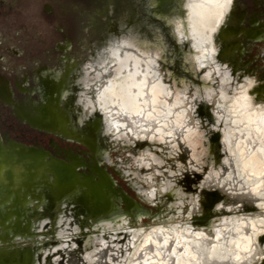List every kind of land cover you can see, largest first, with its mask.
I'll list each match as a JSON object with an SVG mask.
<instances>
[{
  "label": "rangeland",
  "instance_id": "rangeland-1",
  "mask_svg": "<svg viewBox=\"0 0 264 264\" xmlns=\"http://www.w3.org/2000/svg\"><path fill=\"white\" fill-rule=\"evenodd\" d=\"M204 1H191L195 6L192 13L188 7L190 0H97L96 4L81 9L83 29L79 41L93 45L95 50H100V56L110 39L128 36L158 54L154 53L152 57L160 83L171 91L176 89L182 93L180 106L167 121H162L169 125L164 133L172 131L173 135H165L161 141L154 129L162 124L145 121L144 115L129 119L113 112L117 122L127 125L116 133L122 135V139L114 140L111 135H104L105 113L100 109L99 139L92 147L107 180H99L100 185L87 180L88 187L78 197L67 190L48 186L39 177L21 178L14 187H5L0 196V250L8 252H0L6 257L0 258V264H25V251H29L32 264H88L84 259L86 255L91 256L94 264H259L257 253H264V223H261L264 208L259 207L264 204L263 193L253 190V181L233 162L226 167L223 165V159L230 155L224 151L223 135L231 123L221 120L217 124L213 110L219 96L215 95L209 104L203 95L206 88L217 89L221 77L216 75L213 65L202 69L194 67L190 63L194 56L192 38L181 42L175 31L178 20L183 32L189 33V16H198L201 9L198 6ZM243 48L236 64L215 57L220 65L226 64L231 69L232 80L226 91L230 99L249 92L257 105H264L257 101L255 89L264 81V53L262 60L252 65L246 62V57H250L252 63L253 47L245 44ZM261 48L264 52V45ZM108 60L104 66L100 65V89L108 79L107 67L109 73L110 67H114V58ZM209 71L212 74L206 84L204 77ZM116 76L114 74V79ZM245 78L254 79L251 88ZM152 82L149 77V85ZM197 90L199 98L193 100ZM137 91L133 89V93ZM144 91L143 99L146 100L149 89ZM113 92L117 97L120 95L118 88ZM167 104L169 107L174 105L173 96L167 98ZM159 109L163 111L161 106ZM180 111L183 113L181 122L175 123L174 117ZM194 119H200V127L195 134H189L186 129L192 126ZM132 120L144 122L145 127L151 124L153 131L134 129L144 137L138 140L129 131L134 128ZM185 136H188L187 140L183 138ZM191 137L195 138V143L189 141ZM236 142L233 139L232 145ZM173 143L177 146L175 155L172 154ZM102 150L111 153L115 166L100 162ZM202 151H205L203 156L200 155ZM144 152L158 163L145 157L144 163L148 167L136 165V159ZM251 166L258 173L261 171L260 167ZM213 170L216 175H212ZM230 171L232 178L226 179ZM177 172L180 174L172 175ZM142 177H151V180L145 181ZM73 178L68 169L57 167L54 186ZM165 182L172 187L161 194L158 189ZM201 184L205 187L201 188ZM152 188H157V193L152 202L147 203L138 192ZM206 208L211 212L209 216L205 214L207 217L204 215ZM189 212L192 213L190 219ZM201 215L205 217L199 219ZM244 217L246 219H242ZM178 223L181 229L188 224L193 231L173 233L171 228ZM160 228L165 231L153 232ZM201 229L205 234L199 237L195 232ZM60 233L68 239H60ZM165 235L168 236L166 245ZM143 243L150 252L147 262L141 257Z\"/></svg>",
  "mask_w": 264,
  "mask_h": 264
},
{
  "label": "flooded vegetation",
  "instance_id": "flooded-vegetation-1",
  "mask_svg": "<svg viewBox=\"0 0 264 264\" xmlns=\"http://www.w3.org/2000/svg\"><path fill=\"white\" fill-rule=\"evenodd\" d=\"M96 2L0 0L1 139L8 147H26L38 158L45 169L39 178L50 187H57L51 171L68 169L74 178L66 181L71 182L67 191L77 197L86 190L81 185L87 180H107L92 147L101 124L100 50L79 41L81 9ZM214 41L216 57L223 61L236 64L245 44L254 51L252 63L246 57L247 63L262 60L264 0H232ZM87 63L94 67L86 71ZM255 89L264 90V81ZM81 94H86L85 103L92 102L90 115L78 103ZM81 116L88 117L82 126ZM210 213L206 208L204 215Z\"/></svg>",
  "mask_w": 264,
  "mask_h": 264
},
{
  "label": "clouds",
  "instance_id": "clouds-1",
  "mask_svg": "<svg viewBox=\"0 0 264 264\" xmlns=\"http://www.w3.org/2000/svg\"><path fill=\"white\" fill-rule=\"evenodd\" d=\"M232 4V0H224V3L222 4L223 11L220 13L216 20V26L211 29L212 32H215L219 25L223 22L224 16L227 14L228 10L230 9V6ZM176 28L175 31L177 35L180 38V41L183 42L184 40L188 39L184 35V32L181 28L180 21H175ZM193 38H195V31H193ZM207 45V47H205ZM131 38L128 37H122L120 39L112 38L108 42V46L103 49V53L110 54L112 58H114L115 62L120 64V68L117 69V76L115 79L108 81V86L104 88L103 92L99 94L98 96V102L100 104V109L105 113V131L104 135H111L114 140H121L122 135H117L116 133L121 128L127 127L126 124L119 123L113 118V112L109 110V108L106 106L105 97L107 94L112 93L113 89L118 88L120 90V95L117 97L118 100L121 101L119 104V110L115 112L116 116H127L129 119L131 117L136 116L139 117L141 115H145V121L154 120L157 124H162V127L167 128L169 125L167 123H162V121H167L168 117L172 115V107H176L177 105H172L169 107L166 101L160 100L158 101L157 97L163 96L168 97L171 96L172 93L167 91L166 88L161 85L160 83V77L159 73L155 70V58L144 61L145 67L142 70L141 69V63L142 61L140 59H137L131 53H126L123 60L119 58L118 53L131 48ZM193 48L197 49V51H200L202 53H206L207 60L210 64L214 66V71L217 76H222L221 84H228L232 80L231 75V69L228 68V66L220 65L215 57L218 53V49L213 46L212 38L211 36L204 37L200 40H197L196 43L192 45ZM198 61H200V67H204L203 59L204 57H198ZM129 61L132 62L131 69H129ZM85 70H91L94 65L92 63H87L85 66ZM121 73H127L126 75H121ZM59 75V73H57ZM140 77L139 80L137 78ZM151 78L153 81L150 85L148 83V78ZM246 83L248 85V88H251L254 84V79L245 78ZM85 87H88L87 84H85ZM145 88L149 89V99L145 100L143 99L145 96ZM133 89H138L137 92L133 93ZM69 93H64V98L66 99ZM212 93L209 92L204 99L207 100L209 104L212 103ZM138 98L140 99V103L137 102ZM199 98V90L192 96L193 100H196ZM87 98L81 94V99L78 101V103H81L84 105V108L89 112V115L92 111L95 109L92 108V102L90 100L85 103V100ZM221 100L226 99V97L221 94L220 96ZM240 99L244 101H248L249 103L247 105H242L241 108H237L236 104H232L230 107L226 108L223 103H217L215 105V110H213V116L216 117V123L219 124L221 120L225 121L226 124L230 122L232 125H243V127H239L237 130L246 137L247 140L251 141L253 144L259 141V146L256 147L255 151H252L251 147L245 148V140L239 139L238 137H233V132L231 129L226 128V134L224 137L223 143L226 145L224 151L228 152L230 155L228 157H225L222 161L223 165L227 166L230 164V161L233 162L237 169L241 168V165H243V169L247 170L253 160L256 158L257 154H260V165H261V171L260 175L264 176V105H258L255 108L251 105V99L247 95H242ZM107 103H112L111 99L107 101ZM160 104L163 111H157L156 107H154L157 104ZM141 104H143V108H141ZM153 106L151 108V111H148V107ZM242 108H251V114H247L246 112L242 111ZM223 110L224 114H221V111ZM192 111H195V107H192ZM153 113H156L154 116ZM183 113H181V116ZM233 117H236L235 119ZM162 118V119H161ZM88 119L87 116H81L78 120V123L83 125L84 121ZM205 122L207 120L205 119ZM187 123V121H185ZM200 119H194L192 121V126L188 127L186 131L189 134H195V130L199 129L200 127ZM132 124L134 125V128H129V131L133 133V135L137 136L138 139H143L144 137L140 135V133L136 132L134 129H140L141 132H152L153 126L151 124L148 125V127H145L144 122H140L137 120H132ZM183 127V125H181ZM154 131L156 133H159L161 131L160 128H155ZM171 137L173 135L172 131H167L166 133H162L158 139L163 141L164 136ZM203 136V133L200 134ZM185 140L188 139V136L184 137ZM230 139H237L238 142L233 146L230 144ZM128 143H131V141H128ZM171 147L173 149V155H175V149L176 144H171ZM245 150L250 153L249 159L245 160ZM201 156L205 155V152L202 151L200 153ZM101 156V163L107 164L109 167L115 166L114 160L112 158V155L109 151L102 150L100 153ZM145 157H149L152 159L153 163H158V161L155 160L154 157H150V154L147 152H144L140 157L136 159V165H143L144 167H148L149 165L144 163ZM195 159V157H194ZM200 161L197 160V163ZM180 173H173L172 175H179ZM124 175L127 176V172H124ZM212 175H216L215 172L212 173ZM232 178V172L230 171L226 177V179ZM243 178V177H242ZM145 181H150L151 177H142ZM172 185L170 183H162L159 187V192L161 194L166 193L170 190ZM201 188L205 187V185L201 184ZM157 193V188H152L150 191L146 192H138V195L145 198V201L147 203H151L152 200L155 198V195ZM195 200V198H194ZM219 207H223V205H219ZM259 207L264 208V204H260ZM229 211H232V208L228 209ZM192 213H188V217L190 219ZM246 219V217L242 218ZM47 221H45L46 223ZM261 223H264V221H261ZM177 230H182L186 233H191L193 230L190 225L185 224L183 228L181 229V225L175 224L171 231L173 233H176ZM165 230L160 229H153V232L156 233H162ZM238 231V229H237ZM202 232L196 233L197 236L202 235ZM60 239H68V237L64 233L59 234ZM219 238V237H217ZM168 243V236L165 235L164 238V244L166 245ZM227 259V257H224ZM239 259V257H236ZM85 261L88 262V264H94V261L92 260L90 255H86L84 257ZM195 259V257H193Z\"/></svg>",
  "mask_w": 264,
  "mask_h": 264
},
{
  "label": "bare ground",
  "instance_id": "bare-ground-1",
  "mask_svg": "<svg viewBox=\"0 0 264 264\" xmlns=\"http://www.w3.org/2000/svg\"><path fill=\"white\" fill-rule=\"evenodd\" d=\"M224 3V0H205L202 4H200L198 7H200V11H199V15L198 16H193V15H190L189 16V25H188V29H190L189 33H186L184 32V35L186 37H191L192 38V42L193 44L197 42V40H200L204 37H207V36H211L212 38V43H213V46H215V41H214V38H215V32H212L211 29L213 27L216 26V20L218 18V16L220 15V13L223 11V8H222V4ZM188 7L191 9V13L193 12V10H195V6L194 4L190 1V4L188 5ZM220 10V11H219ZM219 14V15H218ZM132 22V21H131ZM221 25V24H220ZM219 25V27H220ZM186 26V25H185ZM219 27L217 29H219ZM223 27V26H222ZM176 28V27H175ZM193 31H195V38H193ZM221 38V36H220ZM178 39L180 40L179 36H178ZM187 40V39H186ZM184 40V41H186ZM189 42V41H188ZM191 42V41H190ZM223 42V41H222ZM131 44H132V47L131 48H128V49H125L121 52L118 53L119 55V58L121 60H123L124 56L126 53H131V55H133L134 57H136L137 59H140L142 61L141 63V69L143 70L144 67L146 66L144 64V58L146 59L145 61L147 60H150L152 59L153 57V54H157L153 49H150V47L148 46H143L141 44H138L136 43L135 41H133V39H131ZM205 47H207V45H205ZM194 49V56H192L191 60H190V63H192V65L196 68H199V69H202V67H200V61H198V57H201L203 56L204 59H203V64L204 66H208L211 68L212 64H210L207 60V57H206V53H202L200 51H197V49L193 48ZM190 51V50H189ZM223 54V53H222ZM158 55V54H157ZM109 57L110 54H107V53H103L100 57V65L101 66H104L105 63H107L109 60ZM112 63L114 64V67L112 68V72L109 73V67H107L106 69V72L108 71V79H107V82L105 83L104 87L102 89H100L99 93H98V96L100 93L103 92L104 88H106L108 86V81L110 80H113L114 79V74H117V69L120 68V64L112 61ZM131 66H132V62L129 61V69H131ZM106 67V66H105ZM127 74V73H126ZM126 74H123L121 73V75H126ZM211 74H212V71H209L206 76L204 77V82H206V84L208 83V80L211 78ZM221 77L220 80L218 81V85L219 87L217 89H213V88H206L203 90V95L206 96L209 92H211L213 95L211 97V99L217 95L219 96L218 100H217V103H223L225 105L226 108L230 107L232 104H236V107L237 108H241L242 105H247L249 102L248 101H244L242 99H240V97L242 95H247L248 97L252 98L250 95H249V92H244L242 94H240V96L238 97H233V98H229L228 96V92L226 91V86L227 84H221V79H222V76H219ZM140 77L137 78V80H139ZM212 84V83H211ZM167 91L171 92L172 95L171 96H168V97H172L173 96V102H174V105H177L176 107H179L180 106V102L182 101L181 100V91L179 90H173L171 91L169 89V87H167L166 85L162 84ZM70 88V87H69ZM82 91V90H81ZM69 92V90H68ZM221 94H223L226 99L224 100H221L220 99V96ZM86 96V94H85ZM84 96V97H85ZM79 97V96H78ZM168 97H163V96H160V97H157L158 101L160 100H163V101H166L167 102V98ZM111 99L112 103H107V101ZM139 99V98H138ZM149 99V96L148 98ZM146 99V100H147ZM120 100L117 99V95H113L112 93H109L106 95L105 97V102H106V106L109 108V110H112V112H116L119 110V107H116V106H119V104L121 103V101L119 102ZM139 100H137L138 102ZM99 103V102H98ZM100 105V104H99ZM251 105L252 107H256L258 106L256 102H254L253 98L251 99ZM143 104H141V108H143ZM153 106H149L148 108L150 110L148 111H151V108ZM154 107H156L157 111L159 112L160 109V104L158 103L157 105H155ZM176 107H173L172 108V113L174 112V109ZM201 107V106H200ZM251 108H242V111L246 112L247 114H251ZM95 113V112H94ZM181 111L178 112L175 117H174V121L175 123H180L181 122ZM99 114V113H98ZM147 113L145 112L144 113V117ZM153 115L155 116L156 113H153ZM210 115V114H209ZM123 116V115H121ZM142 116V115H141ZM98 117V116H97ZM134 117V116H133ZM131 117V118H133ZM135 118H139V117H136ZM234 119L236 117H233ZM92 123V122H91ZM239 127H243V125H232L228 128V129H231L232 132H233V137H238L239 139H244L245 140V148L247 147H251L252 148V151H255L256 150V147L259 146V141L257 140V142L255 144H253L251 141L247 140L246 137L244 135H242L237 129ZM161 129V131L159 132V135L160 136L162 133H164V129L165 128H162V127H159ZM200 132V131H199ZM237 132V133H236ZM225 134H226V129H225V133H224V137H225ZM101 135V134H100ZM102 136V135H101ZM193 137H196V136H193ZM191 137V139H189V141H193L195 140V138ZM184 138V137H183ZM99 139V137H98ZM139 140V139H138ZM237 140V139H236ZM154 141V140H153ZM177 141V140H176ZM232 142H233V139H230V144L231 146L234 147V145L236 143H234L232 145ZM139 143V142H138ZM160 143V142H159ZM182 143V142H181ZM197 143V142H196ZM216 144V143H215ZM158 145V144H157ZM202 150V149H201ZM199 151V150H198ZM216 151V150H215ZM205 152V151H204ZM214 152V151H213ZM218 152V151H217ZM221 152V151H220ZM212 153V152H211ZM191 154V153H190ZM185 155V154H184ZM186 156V155H185ZM226 156V155H225ZM250 157V153H248L246 150H245V160L249 159ZM201 158V157H200ZM260 154L258 153L256 158L253 160L252 162V165L256 166V167H260L261 169V165H260ZM46 160V159H45ZM207 164V163H206ZM226 167V166H225ZM212 168V167H211ZM210 168V169H211ZM244 174H245V177H247L248 179H250L251 181H253L252 183L254 184V187H253V190L256 191V192H262L263 193V196H264V176H261L259 173H258V170H255L253 166H250L247 170H244L243 169V165H241V168H240ZM258 169V168H257ZM206 170V169H205ZM227 170V169H226ZM185 171V170H184ZM214 171V170H213ZM225 171V170H224ZM216 172V171H214ZM198 173V172H197ZM203 175V174H202ZM201 177V176H200ZM207 179V178H206ZM219 185V184H218ZM212 186V185H211ZM260 186V187H259ZM203 190V189H202ZM205 192V191H204ZM212 192V191H211ZM200 194V193H199ZM235 195V194H234ZM197 196V195H196ZM196 198V197H195ZM212 198V197H211ZM217 198V197H216ZM239 199V198H238ZM227 200V199H226ZM197 201V200H196ZM204 204V203H203ZM238 204V203H237ZM236 204V205H237ZM246 205V204H245ZM240 207V206H239ZM243 207V206H242ZM217 208V207H216ZM226 209V208H225ZM122 219V218H121ZM210 222V221H209ZM211 225V224H210ZM204 230L201 229L199 230L198 232H195V233H199V232H202L203 234L200 235L199 237L203 236L205 233L203 232ZM211 237V236H210ZM259 240V239H258ZM141 249H143V254L141 257H145L144 259L146 260V262L149 260V257H150V252L147 251V245L146 243H143L140 247ZM263 254L264 253H257V256H258V261H260L263 257ZM65 262V261H64ZM34 263V261H33ZM257 263V262H256ZM144 264H147V263H144Z\"/></svg>",
  "mask_w": 264,
  "mask_h": 264
},
{
  "label": "water",
  "instance_id": "water-1",
  "mask_svg": "<svg viewBox=\"0 0 264 264\" xmlns=\"http://www.w3.org/2000/svg\"><path fill=\"white\" fill-rule=\"evenodd\" d=\"M256 94L258 95L257 101L264 103V90H258L256 91ZM55 171L56 170L54 169L51 171L53 176H55ZM43 172H45L43 164L39 162V159L35 158L26 147L17 145L8 147L3 143L0 136V196L5 187H14L16 182L21 178H32L34 176L40 177L44 174ZM68 185H71V182L65 181L57 187L59 188V191H66L69 189L67 187ZM97 185H100V183H97ZM81 186V188H87L88 184ZM262 237H264V235ZM260 239L261 238H259V240ZM1 251L8 252V250H0V252ZM23 255L25 257V264H32L29 251L23 252ZM0 258L2 260L6 259L2 254L0 255ZM258 262L259 264H264V254L262 259Z\"/></svg>",
  "mask_w": 264,
  "mask_h": 264
}]
</instances>
